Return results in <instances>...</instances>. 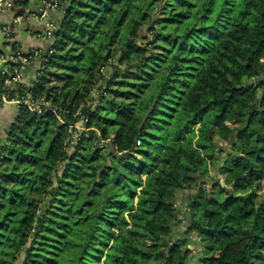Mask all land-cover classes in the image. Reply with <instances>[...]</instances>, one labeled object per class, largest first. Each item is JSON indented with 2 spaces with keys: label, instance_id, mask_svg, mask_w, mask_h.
I'll list each match as a JSON object with an SVG mask.
<instances>
[{
  "label": "trees",
  "instance_id": "obj_1",
  "mask_svg": "<svg viewBox=\"0 0 264 264\" xmlns=\"http://www.w3.org/2000/svg\"><path fill=\"white\" fill-rule=\"evenodd\" d=\"M170 1L65 0L32 83L0 69V264H264V0Z\"/></svg>",
  "mask_w": 264,
  "mask_h": 264
},
{
  "label": "crops",
  "instance_id": "obj_2",
  "mask_svg": "<svg viewBox=\"0 0 264 264\" xmlns=\"http://www.w3.org/2000/svg\"><path fill=\"white\" fill-rule=\"evenodd\" d=\"M10 1L12 4L9 7L0 9V60L4 62L5 68L11 62V57L17 50L21 53H29L30 58L21 72L19 81V83L29 86L35 79L42 60L49 53L45 54L47 48L50 50L52 40L50 33L58 27L62 18L61 8L58 5L54 8H49L48 5L54 2L57 4L62 3L59 0ZM40 2L44 5V8H42ZM27 3L33 4L31 9L40 10L42 12L41 16L36 17L30 14L24 19L21 15L10 10L12 6L26 8ZM3 27L6 30H2ZM13 42L16 44L15 50L12 49ZM17 107V99L6 100L0 105V141L5 139L6 129L13 122L17 114ZM192 252H195V250L193 249Z\"/></svg>",
  "mask_w": 264,
  "mask_h": 264
},
{
  "label": "rangeland",
  "instance_id": "obj_3",
  "mask_svg": "<svg viewBox=\"0 0 264 264\" xmlns=\"http://www.w3.org/2000/svg\"><path fill=\"white\" fill-rule=\"evenodd\" d=\"M173 2V3H172ZM171 4H176L175 1L171 0L170 3L168 5H171ZM200 7V6H198ZM185 14H189L190 16H193L195 18V16H199L200 15V10H197L196 8L192 7L191 9L189 8H186V12ZM155 15V17H154ZM153 15V18L154 19H158V16L160 15V10L158 9L155 14ZM176 28V29H175ZM185 29V24L184 22L180 23L177 27H175V25H172V24H169L166 26V29H164L165 32H173L175 30H179L180 32L181 31H184ZM227 123H230L231 122V119L228 118L226 120ZM7 131V129H6ZM201 144L205 143V141L203 142V140L200 141ZM214 143L217 144L219 143L220 145H222L223 143L220 142V139L214 135ZM225 145H227L226 143H224ZM228 146V145H227ZM227 146H225L227 148ZM217 149L214 151V155H216L215 159H212L211 161V164H209V167L208 169L209 170V174H210V178L207 180V182L209 184L212 183V181H214V178L216 179H220L221 182L223 183L224 180H223V171L225 170L226 168V165H223V158L224 156L226 155V153L228 152V149H225L223 152H221L220 154H217ZM201 152L204 154L205 152H208L210 153L211 150L209 148V146H206L205 148H201ZM217 161V162H216ZM34 171H36V169H34ZM186 192H189L188 190ZM79 193V192H78ZM84 193V190L81 189L80 191V195H79V199H78V202H82L83 200V195ZM77 197V195H76ZM75 197V198H76ZM180 205L181 203L180 202H177V207L180 209ZM127 215V214H125ZM183 220H185V217H183ZM183 228H185V224L182 225ZM116 233L114 234L115 236L118 234V230L115 229ZM195 236V235H194ZM196 238V237H195ZM69 238H67L66 240H68ZM38 240H41L38 239ZM189 240H191V238L189 237ZM70 242L67 241L62 247L65 248V249H62V251L59 253L58 255V262H56L55 264H76V259L79 257V254H80V250L78 247H75V245H71L69 244ZM37 244V243H36ZM193 244V245H192ZM201 245L202 244V240H200L198 242V244H194V243H191V245H188V247H185V248H188L190 250V254H189V264H194L196 263V260H197V255H199L198 253H196L197 251H199V247L198 245ZM38 247L42 246V245H39L37 244ZM198 247V248H197ZM193 249L195 250V252H192ZM16 262H20V258L16 260ZM18 264V263H17Z\"/></svg>",
  "mask_w": 264,
  "mask_h": 264
},
{
  "label": "built area",
  "instance_id": "obj_4",
  "mask_svg": "<svg viewBox=\"0 0 264 264\" xmlns=\"http://www.w3.org/2000/svg\"><path fill=\"white\" fill-rule=\"evenodd\" d=\"M12 4L10 0H0V9L3 7H9ZM49 8L57 7V3H52L48 5ZM2 30H6L5 27ZM30 55L26 56L24 53L19 52L18 50L14 52L13 57H11V63L15 65H7L4 70L6 73L11 74V77H6L4 79V83L6 86H14L15 84L19 83L21 72L24 70L27 61L29 60ZM7 99L4 95H0V105L5 102ZM19 102V101H18ZM28 103V101H26Z\"/></svg>",
  "mask_w": 264,
  "mask_h": 264
},
{
  "label": "water",
  "instance_id": "obj_5",
  "mask_svg": "<svg viewBox=\"0 0 264 264\" xmlns=\"http://www.w3.org/2000/svg\"><path fill=\"white\" fill-rule=\"evenodd\" d=\"M24 1H28V0H24ZM62 4H64V0H59ZM41 3V2H40ZM33 4H31V3H27V7L26 8H24V7H21V8H17V7H15V6H12L11 8H10V10L11 11H13V12H15V13H17L18 15H21L24 19H26L27 17H28V15H30V14H32V15H34V16H36V17H39V16H41V14H42V12L40 11V10H34V9H31V6H32ZM41 5H42V8H44V5L41 3ZM33 20V19H32ZM49 52V48H47V51L45 52V54H47ZM0 68L1 69H3L4 68V62H2L1 60H0ZM252 79L249 81V83L251 84L252 83ZM110 150H113V145H111L110 146V148H109ZM125 155H126V153H125ZM120 157H122L121 155H120ZM169 238H171V236H169ZM163 243H165V242H163ZM175 243H172L171 244V246H173Z\"/></svg>",
  "mask_w": 264,
  "mask_h": 264
}]
</instances>
